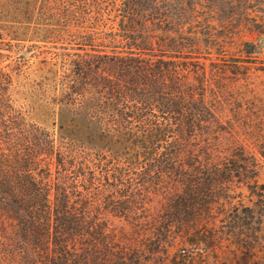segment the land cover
<instances>
[{
	"label": "trees",
	"instance_id": "trees-1",
	"mask_svg": "<svg viewBox=\"0 0 264 264\" xmlns=\"http://www.w3.org/2000/svg\"><path fill=\"white\" fill-rule=\"evenodd\" d=\"M159 1L0 7V264H264V61Z\"/></svg>",
	"mask_w": 264,
	"mask_h": 264
},
{
	"label": "rangeland",
	"instance_id": "rangeland-1",
	"mask_svg": "<svg viewBox=\"0 0 264 264\" xmlns=\"http://www.w3.org/2000/svg\"><path fill=\"white\" fill-rule=\"evenodd\" d=\"M22 1L0 0V7L6 5L14 8L20 6ZM159 3L160 6H166L171 10H176L180 4L179 0H160ZM186 5L188 9L183 21L184 19L192 21L197 28L199 33L197 51L211 53L213 56L220 48L242 53L245 47L247 48L244 41H251L256 46L250 44L248 48L255 50L254 54L264 61V0H197ZM39 13L37 8L33 20H42ZM12 43L13 45L10 46L9 37L0 38V51L11 55L4 63L17 58L20 54H24L29 63L37 59L35 52L40 48L29 47L32 41H21L18 44L13 39ZM27 74V71L24 72L21 79L23 80ZM258 74L257 81L261 82V87H264V71L260 70ZM212 259L210 256L209 261Z\"/></svg>",
	"mask_w": 264,
	"mask_h": 264
}]
</instances>
